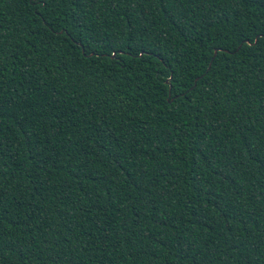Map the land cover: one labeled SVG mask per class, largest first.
<instances>
[{
	"label": "trees",
	"instance_id": "1",
	"mask_svg": "<svg viewBox=\"0 0 264 264\" xmlns=\"http://www.w3.org/2000/svg\"><path fill=\"white\" fill-rule=\"evenodd\" d=\"M262 32L264 0H0V264H264Z\"/></svg>",
	"mask_w": 264,
	"mask_h": 264
},
{
	"label": "snow or ice",
	"instance_id": "2",
	"mask_svg": "<svg viewBox=\"0 0 264 264\" xmlns=\"http://www.w3.org/2000/svg\"><path fill=\"white\" fill-rule=\"evenodd\" d=\"M241 3H248L249 0H240ZM32 7L36 10L37 13L41 11V9L49 10L50 5H58L62 3H67L72 6V12L75 13L76 8L80 7V5L83 3V0H31ZM64 15H67V13H63ZM73 20H76L77 17L75 15H72L71 17ZM58 35H65V32L63 30H59L57 32ZM260 38V40H264V32L257 34ZM238 39L240 40V43L237 45V47H243L245 44L248 45L249 48H254L257 43H259V40L252 39L248 40L247 38H244L242 34H237ZM224 49L222 46L216 47L213 51L212 48H209L207 59L211 62L213 61L214 57H221L223 55ZM142 58V57H141ZM176 75L173 74L169 77L168 82L169 84H173L174 81H176ZM174 86V85H173ZM185 92L188 91L187 88L184 89Z\"/></svg>",
	"mask_w": 264,
	"mask_h": 264
}]
</instances>
